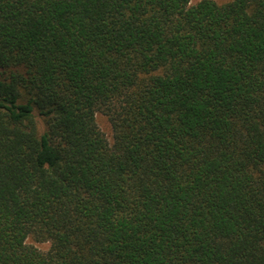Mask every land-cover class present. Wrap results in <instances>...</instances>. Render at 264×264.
Segmentation results:
<instances>
[{"label":"trees","instance_id":"16d2710c","mask_svg":"<svg viewBox=\"0 0 264 264\" xmlns=\"http://www.w3.org/2000/svg\"><path fill=\"white\" fill-rule=\"evenodd\" d=\"M0 264H264V0H0Z\"/></svg>","mask_w":264,"mask_h":264},{"label":"rangeland","instance_id":"374dc122","mask_svg":"<svg viewBox=\"0 0 264 264\" xmlns=\"http://www.w3.org/2000/svg\"><path fill=\"white\" fill-rule=\"evenodd\" d=\"M198 1H200V0H190V4H195ZM213 1H215L218 4H222V3L228 2L230 0H213ZM35 120L37 122L39 130L42 131V129H43L42 120L38 116H35ZM96 123H97L99 129L104 134V136L107 138V140L109 142H111L112 141V133H111V127H110V124H109L107 118L105 116H103L102 114L98 113V114H96ZM27 243L32 244L33 246L39 248L40 250H46L48 248V244L37 243L31 239H27Z\"/></svg>","mask_w":264,"mask_h":264}]
</instances>
